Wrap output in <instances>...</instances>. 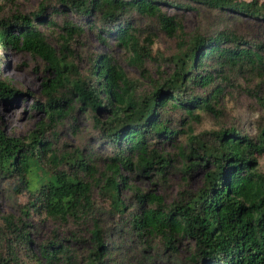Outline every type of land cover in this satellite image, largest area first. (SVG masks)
Wrapping results in <instances>:
<instances>
[{
    "label": "trees",
    "instance_id": "trees-1",
    "mask_svg": "<svg viewBox=\"0 0 264 264\" xmlns=\"http://www.w3.org/2000/svg\"><path fill=\"white\" fill-rule=\"evenodd\" d=\"M169 2L43 0L27 13L0 14V45L41 58L52 72L42 80V105L49 120L59 124L77 102L92 111L99 124V147L111 149L105 156L94 146L59 151L45 136L46 122L25 137L0 128V180L12 181L13 192L25 196L23 214H43L82 226L74 240L89 246L82 260L74 246L61 239H45L36 248L22 216L3 213L0 264H116L111 244L105 242L95 191L108 211L118 214L120 222L143 240L159 237L174 252L178 242L192 240L187 259L193 263L264 264V170L258 167L264 154V40L228 29L188 35L181 19L162 8ZM190 3L264 22V0H184L178 5ZM68 11H73L74 20L67 17ZM59 13L64 18L55 47L37 21L57 23L48 14ZM141 17L155 19L163 32L177 37L167 74L140 91V79L130 76L108 53L94 55L87 73H80L69 42L85 23L100 29L101 40H105L102 29L114 31L117 42L129 51L128 63L147 72L146 61L154 57V34L140 40L135 20ZM233 75L253 83L245 89L262 109L261 124L253 135L234 127L191 133L177 126L186 124V115L195 117L198 109L215 111L221 82H229ZM208 87L211 91H200ZM16 91L0 78V98ZM177 111L180 118L174 125ZM99 114L106 116L101 119ZM180 133L186 141H176L178 153L164 150L163 144L175 142ZM177 156L184 171L203 169L202 184L195 191L166 202L161 193L131 182L132 176L151 174L166 180ZM125 189L133 193L132 204L122 195Z\"/></svg>",
    "mask_w": 264,
    "mask_h": 264
},
{
    "label": "rangeland",
    "instance_id": "rangeland-1",
    "mask_svg": "<svg viewBox=\"0 0 264 264\" xmlns=\"http://www.w3.org/2000/svg\"><path fill=\"white\" fill-rule=\"evenodd\" d=\"M43 0H0V14L10 15L14 11L27 13L36 9ZM53 3L55 0H49ZM168 4L162 5V8L178 19H181L183 29L188 35L202 33L212 35L221 29L235 30L242 33L252 40H264V22L252 20L250 18L237 15L231 12H222L207 6L197 5L195 3L187 6H179L178 3L184 0H169ZM67 17L74 20L73 11L66 12ZM58 23H49L48 20L38 22L37 25L55 47H59L61 30V21L64 13L48 14ZM78 24V21H77ZM140 40L147 33L154 34V43L152 52L154 57L146 61L147 72L128 63L127 56L129 51L122 44L118 43L114 37V31L105 32L101 30V35L105 40H101L98 34L99 28H89L88 24L83 25V30L75 35L69 42L71 58L74 59L80 73H87L91 65L92 57L99 53H108L114 60L132 77L141 81L140 91L150 88L154 80L160 79L170 71L171 63L168 60L169 55L176 48L177 37L170 36L163 32L155 19L151 17H141L135 20ZM146 73L148 76H146ZM46 76H52V72L46 69L45 62L33 56L29 52L18 50L10 45H0V78L4 79L16 91L14 96L0 98V128L5 132L25 137L39 123L46 122V138L54 140V145L59 151H71L75 148H83L85 151L94 146L97 153L105 156L111 153L107 147H99L97 144L98 125L93 119V112L80 108L77 102H74L72 112L59 124L49 120L48 112L43 107L45 94L42 90V80ZM242 76H232V80L221 82L222 90L218 94L215 111L198 109L196 116H185L186 124L178 123L177 126L191 130V133H200L209 129H220L234 127L242 132L253 135L261 124L262 109L257 104L255 98L247 91L246 86L252 85ZM250 87V86H249ZM199 89V88H198ZM211 91V88L201 89ZM101 119L105 114L98 115ZM180 118V112L177 111L173 118V124L176 125ZM51 122V123H50ZM56 131V133H55ZM55 134H57L55 136ZM176 141L181 144L186 141V135L180 133L175 142L167 141L163 144L166 151L176 155L178 153ZM175 169L168 175L166 180H162L151 174L150 176H132L131 182L140 189L161 193L166 202L186 196L187 192L195 191L202 184L203 169L197 168L192 171L181 169L182 162L177 156L173 162ZM264 170V154L259 157V165ZM12 181L0 180V214L11 212L15 215H21L25 220L27 228L30 230V236L35 243L45 239H61L63 243H69L74 246L75 252L79 254L77 259L82 260L83 255L88 249L87 244L77 243L74 239L78 238L80 227L71 222L59 223L51 218H46L43 214H23L22 204L25 201L24 195L15 194L12 190ZM122 195L127 197V202L132 204L133 193L125 189ZM94 198L98 215L101 217L103 229L105 232V242L111 244L110 249L116 264H192L187 257L192 249L193 242L184 239L177 243V251L168 248L159 237L152 239V236H146V240L134 234L127 229L121 222L118 214L108 211L105 200L95 191ZM3 226L0 218V228ZM84 233L87 234L86 229ZM25 257V256H24ZM193 264H204L194 262Z\"/></svg>",
    "mask_w": 264,
    "mask_h": 264
}]
</instances>
